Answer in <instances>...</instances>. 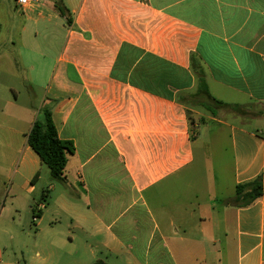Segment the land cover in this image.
Instances as JSON below:
<instances>
[{"label": "crops", "instance_id": "0c3cea01", "mask_svg": "<svg viewBox=\"0 0 264 264\" xmlns=\"http://www.w3.org/2000/svg\"><path fill=\"white\" fill-rule=\"evenodd\" d=\"M21 9L23 32L53 18L66 32L38 105L19 102L11 82L28 67L0 52L9 191H38L43 163L28 133L48 106L75 144L58 179L73 201L56 197L73 208V246L123 264H264V196L224 203L238 184L264 181V129L229 121L264 118V0H39ZM47 50L31 48L41 85ZM212 98L243 107L213 114L203 106Z\"/></svg>", "mask_w": 264, "mask_h": 264}, {"label": "rangeland", "instance_id": "374dc122", "mask_svg": "<svg viewBox=\"0 0 264 264\" xmlns=\"http://www.w3.org/2000/svg\"><path fill=\"white\" fill-rule=\"evenodd\" d=\"M24 20V13L16 0H0V52L7 49L11 62L17 65L24 62L28 67L22 69L19 65L11 82L18 89L19 102L38 105L45 95L47 84H51L53 67L57 65L54 52L64 43L66 22L62 18L41 21L37 25L31 22L28 30L23 32L21 27ZM34 45L49 48L42 85L34 77L32 69H29L30 63H34L37 57L31 51ZM6 80L7 74L1 72L0 84ZM30 83L37 95L32 93ZM229 121L242 124L255 132L264 129V118L246 121L236 116ZM228 152L222 151L218 155L216 151L215 154L225 161L230 157ZM8 170L9 162L0 158V178L5 177L4 186H0V264H93L99 259L109 264H123L111 256H93L77 240L73 246V235L78 233L77 229L73 232V208L64 207L56 198L64 192L73 201V190L53 178L47 165H42L40 176L35 181L38 191L34 194L19 188L14 196L9 191L11 183L7 177L11 173ZM223 174L230 177L226 168ZM43 193L47 195L44 200ZM33 208L37 216L35 219ZM40 209L42 213L38 215Z\"/></svg>", "mask_w": 264, "mask_h": 264}, {"label": "trees", "instance_id": "16d2710c", "mask_svg": "<svg viewBox=\"0 0 264 264\" xmlns=\"http://www.w3.org/2000/svg\"><path fill=\"white\" fill-rule=\"evenodd\" d=\"M60 13L70 21L69 10L60 1L56 2ZM207 90V89H205ZM213 102L203 104L213 114H216L214 107H228V109L236 110V113L241 109L240 104H229L212 98ZM42 117H38L28 133V143L39 155L43 164L47 165L50 173L55 179L65 178V169L69 161V155L73 154L75 144L73 140L63 139L60 137L57 126L53 119L52 111L48 106H45L42 111ZM39 173L35 175L38 177ZM264 196V181L262 176L237 185L236 195L232 198L224 200V203L238 206H248L257 198ZM45 199V198H42ZM34 210V218L36 212ZM42 209L39 210V214ZM93 264H109L103 259H99Z\"/></svg>", "mask_w": 264, "mask_h": 264}, {"label": "built area", "instance_id": "2783aa9c", "mask_svg": "<svg viewBox=\"0 0 264 264\" xmlns=\"http://www.w3.org/2000/svg\"><path fill=\"white\" fill-rule=\"evenodd\" d=\"M17 1V4L20 5V6H29L31 4H34V3H38L39 0H16ZM43 206V205H42Z\"/></svg>", "mask_w": 264, "mask_h": 264}]
</instances>
